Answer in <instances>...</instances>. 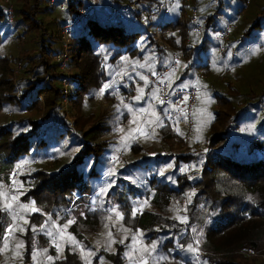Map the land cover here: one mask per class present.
Here are the masks:
<instances>
[{"label":"trees","instance_id":"obj_1","mask_svg":"<svg viewBox=\"0 0 264 264\" xmlns=\"http://www.w3.org/2000/svg\"><path fill=\"white\" fill-rule=\"evenodd\" d=\"M11 1L13 26L8 5L0 3V264H38L36 252L24 241L20 248L18 238L30 237V225L44 218L39 211L62 223L59 248L48 242L39 250L53 258H46L48 264H135L142 253L150 264H245L244 249L264 254V123L248 140L239 134L244 119L256 115L246 103L255 98L241 96L238 88L215 94L220 109L205 145L187 147L189 153H201H172L183 147L186 128L168 119L175 106L159 101L152 128L137 120L146 143L138 145L139 134L134 136L124 146L122 161L110 170L117 143L123 147L117 126L122 134L130 124L124 108L129 99L142 86L148 93V76L168 68L173 55L175 69L165 76L169 93L192 88L179 85L191 71L210 74L200 53L225 24L217 28L207 17L206 26L200 24L202 35L193 34L191 17L184 18L186 7L174 17L152 12L160 0H54L65 7L58 10L61 20L52 22L45 19L54 11L49 0ZM190 2L197 10L195 0ZM76 20L64 93L60 82L65 76L55 62L59 31ZM191 35L203 38L200 47ZM215 40L222 53L232 43L222 50L223 43ZM5 41L22 47L16 73V56L1 50ZM179 72V80L170 83L167 76ZM96 98H103L107 108L94 112ZM176 126L185 129L183 136L173 131ZM15 171L20 201L38 209L23 208L19 217L14 196L4 189ZM113 208L119 216H112ZM17 219L20 229L6 239V229ZM118 221L142 232L143 244L153 251L130 238L122 242ZM201 227L202 234L193 236L204 253L195 259L192 231ZM47 235L41 236L48 240Z\"/></svg>","mask_w":264,"mask_h":264},{"label":"rangeland","instance_id":"obj_2","mask_svg":"<svg viewBox=\"0 0 264 264\" xmlns=\"http://www.w3.org/2000/svg\"><path fill=\"white\" fill-rule=\"evenodd\" d=\"M0 3L8 5V10L11 16H9L8 21L13 26L15 23V19L12 16V1L0 0ZM48 5L50 8L54 9V11L52 13L47 14V17L45 19H47L49 22L61 20L60 18H62V16L58 11L60 9L51 5L50 0L48 1ZM62 5L65 7V3H62ZM195 5L197 7V10L192 9L190 0H170V10H168V12H170L171 17H174L176 16L178 9L183 6L186 7L184 18L188 19L189 17H191L192 14H195V23L197 25L193 24V30L196 28V26H206L207 17H212L213 22L217 25V28H221L224 24L225 26L231 24L234 29L231 31L228 41L226 43H223V45L220 47V49L224 50L225 47L229 45V41L232 39L231 46L226 50V52H220L217 46V41L215 40V33L211 34V40L208 41V43L206 44L207 46L202 49V52L200 53V58L209 63L210 69H212L210 74H202V76L201 71L199 70L195 72L191 71L190 73H188L187 78L179 83V85L182 87H195L198 90V98L192 111V131L190 133V138L186 142H188L189 140L190 141L188 142V144L183 143L182 148L180 147L173 149L172 153L175 155H196L202 152L199 151L195 153H189L190 149L186 148V146L189 147V144L195 142H200L202 146L205 145V140L209 136L211 126L216 119L215 113H218L220 109V103L217 100V97L215 95L216 93L219 95H223L225 92H229L231 88L235 90L236 88H238L237 91L241 96H250L251 98H255L251 102H246L250 104L249 107L253 110V114L256 115L255 118H251V121L247 118L244 119V125L243 127H241V129H239V134L245 140L250 139L251 135L254 134V131L255 133H257V131L259 130L258 127L262 123H264V111L261 110V108L264 109V0H195ZM157 11L158 10H156V12ZM59 34L60 41L58 49L61 51V29L59 31ZM199 34L202 35V27L201 32ZM244 35H246V37ZM156 37L157 39L159 38V42H161L159 34L157 35V32ZM190 40L192 41L194 46L200 47L203 38L199 35H191ZM21 41L22 38H20V42ZM21 44V46L24 45L23 41L21 42ZM21 46L20 49H18L13 43L8 41H5L1 46V50L4 51L6 54H13L16 56L17 66L15 69V73L18 72L19 69L20 62L18 60V55L20 54L22 48ZM70 48L68 50V60ZM68 60L67 62H65L63 68H61L62 66L60 67V64L55 61L58 64V72L60 75L70 74L71 70L68 69ZM144 62L145 60H138L137 64L143 66ZM180 76L181 74L179 72L173 73L172 75H168L167 78L169 82L172 83L179 80ZM60 86L63 89L64 93H66L67 84L63 83V81L61 80ZM141 90L143 91L142 97L140 92L136 96V98L132 97L131 99H129V103L124 106L125 110L129 113L130 117L127 122H130V124L122 134H120V132L118 131L120 129V125L117 126L116 137L122 143L123 147L118 146L117 143L116 150H114V154L110 159L111 171L115 170V166L117 167L118 164L122 161L124 153L126 152V148H128L127 145L130 144L134 136L139 134L135 141L138 145L142 146L144 143H146V139L143 138V136H145V133L143 131L142 132L144 134H141V131H134V133L129 138L128 136L130 131L133 128L134 130H142V121L146 123V126L148 128H152L155 120L159 117V113L157 110V103L159 102V99L157 98L158 93H155V89H150L148 93H145V86H142ZM137 97L141 98L137 99ZM236 100L239 99H234V101ZM64 105L66 108L65 101ZM91 107L94 112H100L101 110L107 108L103 98H96L92 100ZM139 119H142V121L137 122V120ZM116 120H118V117H116ZM116 120H114L115 124ZM241 124L242 122L240 121V125ZM180 128L182 127L176 126L174 127L173 131L183 136V134H185V129L182 128L181 130ZM184 140H186L185 135ZM124 146L127 147L124 148ZM184 147L186 149L182 150ZM151 149L153 150L154 147H151ZM149 151L153 152L155 150ZM180 169L183 170L184 168L180 167ZM181 170L179 171L181 172ZM13 182L14 180H11L10 184L4 186V189L8 194L14 196L15 198L14 205L16 206V210L14 211V214L19 217L22 214L23 208H27L29 210L35 209L37 211L38 209L35 205L33 206L24 204L20 201L21 199L18 195L19 186L17 185V183L14 184ZM39 213L44 216V218L38 220L37 223L33 222L30 225V228L32 230V234L30 235V237L28 239H24L23 237L19 236L18 243L20 245V248H22L25 242L26 244H28L27 249L36 252L35 257L36 259L39 258L38 264H48V260L46 259L48 256H45L44 252H39V250L42 249L43 246H46L48 242H51L56 248H59V240L57 239V237L62 235V223H59L58 217L50 218L46 216L44 212L39 211ZM111 214L114 217L119 216L115 208L111 209ZM16 223H18L19 225L18 228ZM116 224L117 229L121 233L120 239L122 242H124L126 238H130L133 240L132 243L134 244L136 242L137 246L141 249L143 245L147 249L152 250L149 246L143 244V237L141 234L142 232H140L139 230H132L126 226L124 227L120 224V221H118ZM20 226L21 221L18 219L14 223L10 224L9 227L6 229V239L14 238V232L16 230H19ZM10 228L14 230L9 232L8 230ZM183 232H186V229H184ZM43 233L48 234V240H44V238L41 236ZM194 234L201 235L202 227L199 228L198 231H192L191 237V243L193 244V246L195 245L197 246V248L202 250L199 247L201 243L198 238L193 236ZM45 249H47V247ZM8 254H10V252H8L7 255ZM52 254H50V256H53ZM245 257V264H259L261 261L258 258H252L248 256ZM51 260L53 261L52 257ZM242 262L244 263V261ZM150 263L151 259L145 256L143 253L141 254V258L135 261V264ZM159 264L163 263L159 261ZM166 264L173 263L167 262ZM199 264L201 263L199 262Z\"/></svg>","mask_w":264,"mask_h":264},{"label":"built area","instance_id":"obj_3","mask_svg":"<svg viewBox=\"0 0 264 264\" xmlns=\"http://www.w3.org/2000/svg\"><path fill=\"white\" fill-rule=\"evenodd\" d=\"M50 4L58 7L60 11L64 10V6L62 4L57 5L54 0H50ZM170 6V0H160V4L158 5L156 10H161L163 17L168 13V8ZM153 9V12H156V10ZM145 15V13H144ZM10 16V15H9ZM11 17V16H10ZM83 18H86V15H82ZM192 17V23L197 25L195 23V14L191 15ZM76 21H68L66 25L63 26L61 29L62 31V49L58 55L55 57V61L60 64V67L63 68L65 62L68 60V50L70 48V33L72 26L76 25ZM234 29V27L231 24H228L225 26L224 30L219 33V35L216 37L218 41L221 43H226L229 39L231 31ZM201 27L196 26V28L193 30V33H200ZM159 41V38H158ZM177 57L173 55L172 62L170 66L166 69H164L161 72L152 74L148 76V80L150 83V88L155 89L158 93V99L161 104H169L172 103L175 106V112L174 114L168 113L167 117L170 120L171 123H177L179 126H184L186 128V140L185 144H188L186 142L189 137L190 133L192 131V111L195 106V103L198 98V90L195 87L192 88H182L178 89L174 92L169 93L168 91V83L165 80V76L168 73L169 70H174L176 66ZM65 76L62 81L63 83H66L68 85L67 76ZM187 148V146H186ZM185 147L182 150L186 149ZM26 168V165L21 167V170H24ZM18 171H15L12 174V180H15L17 177ZM204 252L197 248V246H193V255L195 259H198L201 254ZM242 254L244 256L252 257V258H258L260 259L259 264H264V254H259L256 251H253L251 249H244L242 251Z\"/></svg>","mask_w":264,"mask_h":264},{"label":"snow or ice","instance_id":"obj_4","mask_svg":"<svg viewBox=\"0 0 264 264\" xmlns=\"http://www.w3.org/2000/svg\"><path fill=\"white\" fill-rule=\"evenodd\" d=\"M108 87V85H105V88H107ZM103 92H104V89H102L101 90V94H103ZM140 92H141V97H142V94H143V91L142 90H140ZM141 97H137V99H140ZM133 131H141V134H144L143 132H142V130L141 129H135V130H133ZM15 199V198H14ZM6 207H11V205L10 204H8V205H6ZM33 210H35V209H33ZM71 223V222H70ZM14 229H9L8 231L9 232H11V231H13ZM71 239V238H70ZM6 247V246H5ZM18 247H19V245H18ZM49 259H51V257H49Z\"/></svg>","mask_w":264,"mask_h":264}]
</instances>
